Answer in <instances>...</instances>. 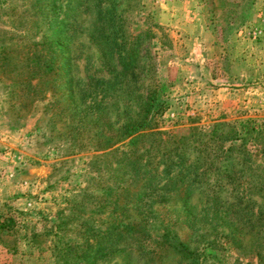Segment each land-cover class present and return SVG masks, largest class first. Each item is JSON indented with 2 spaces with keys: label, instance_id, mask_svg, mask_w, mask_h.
<instances>
[{
  "label": "trees",
  "instance_id": "obj_1",
  "mask_svg": "<svg viewBox=\"0 0 264 264\" xmlns=\"http://www.w3.org/2000/svg\"><path fill=\"white\" fill-rule=\"evenodd\" d=\"M31 1L27 6L36 7V12L50 5L49 0ZM116 9H107L103 3L97 9L104 25L94 23L88 32L94 52L84 62L93 71L84 74V80L73 71L76 58L71 46L83 28L75 14H70L67 24L63 20L69 15L62 18L55 40L34 45L26 39L15 41L16 34L8 32L14 42L0 44L2 60L8 65V86L21 87L26 93L18 103L19 96L10 92L11 107L28 110L23 108L27 99L65 89L58 96L64 105L54 112L56 124L65 119L61 124L68 127L70 150L84 145L89 147L87 152H94L86 163L85 185L71 190L50 225L33 230L29 239L34 245L43 244L45 249L40 251L48 252L55 264H223L213 254L219 246L216 223H228L226 213L238 204L250 209L253 200L245 196L256 188L246 138L241 132L230 136L227 131L217 136L215 128L196 131L195 138L161 129L154 67L149 75H140V40L132 36L128 21ZM34 29L23 28L27 33ZM61 51L68 55L63 67L56 69L53 65L58 64L55 59ZM19 53L24 65L14 66L11 57ZM64 109L69 117L61 115ZM199 144L207 150L203 160ZM211 174L215 177L212 185ZM247 178L248 191L241 188ZM196 189L205 196L200 216ZM16 223L15 217L0 215V233L13 234ZM231 223L230 228L236 227ZM224 237L232 243L241 238L233 231Z\"/></svg>",
  "mask_w": 264,
  "mask_h": 264
},
{
  "label": "rangeland",
  "instance_id": "obj_2",
  "mask_svg": "<svg viewBox=\"0 0 264 264\" xmlns=\"http://www.w3.org/2000/svg\"><path fill=\"white\" fill-rule=\"evenodd\" d=\"M30 1L0 0V44L14 42L8 32L16 34L15 41L26 39L34 45L55 40L62 18L69 15L63 20L67 24L70 14H75L83 28L71 46L76 58L73 71L84 80V74L93 71L84 62L94 52L88 32L94 23L104 25L97 9L102 3L107 9L116 6L132 36L140 40V75H149L154 67L161 129L192 138L196 131L213 128L217 136L221 131L245 136L248 164L256 166L251 176L256 188L245 196L253 204L250 209L242 208L245 203L236 205L226 213L228 223H216L219 246L213 254L223 264H264V0H49V7L38 12L27 6ZM28 26H34V33L23 30ZM20 48L24 53L22 44ZM67 55L58 53V64L53 66L61 69ZM3 56L0 52V215L13 216L17 223L13 234L0 233V264H55L48 252L40 251L45 249L43 244L31 243V232L50 225L70 191L85 185L86 163L94 152H87L89 147L84 145L70 152L68 127L61 124L65 119L56 124L54 112L64 105L58 96L65 89L27 99L23 108L28 110L11 107L14 95L19 96V103L26 93L21 87L8 86ZM11 58L16 61L14 66L24 65L22 53ZM61 115L69 117V111L64 109ZM197 146L203 160L207 150ZM245 180L249 181L244 179L241 188L250 189ZM214 181L211 174V185ZM204 201V194L196 189L198 216ZM230 222L236 227L230 228ZM230 231L241 236L239 243L224 237Z\"/></svg>",
  "mask_w": 264,
  "mask_h": 264
}]
</instances>
